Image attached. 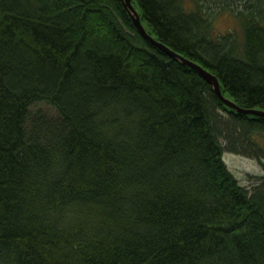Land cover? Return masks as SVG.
Instances as JSON below:
<instances>
[{
	"label": "trees",
	"instance_id": "1",
	"mask_svg": "<svg viewBox=\"0 0 264 264\" xmlns=\"http://www.w3.org/2000/svg\"><path fill=\"white\" fill-rule=\"evenodd\" d=\"M132 0L156 40L264 111V0ZM229 12L235 32L215 33ZM40 102L57 115L31 113ZM264 117L227 107L122 0H0V264H264Z\"/></svg>",
	"mask_w": 264,
	"mask_h": 264
},
{
	"label": "rangeland",
	"instance_id": "2",
	"mask_svg": "<svg viewBox=\"0 0 264 264\" xmlns=\"http://www.w3.org/2000/svg\"><path fill=\"white\" fill-rule=\"evenodd\" d=\"M186 4L190 8L195 7L191 0H186ZM212 18L216 34L226 35L228 33L235 32L236 37L239 40L243 39L242 28L239 22L229 12H216ZM36 111H42L51 117H55L57 115L55 108L45 102H40L31 108L32 114L36 113ZM258 141L260 142V145L264 147V139L260 138ZM223 159L231 172H233L243 186L252 188L258 178L264 176V169L256 160L230 152H226Z\"/></svg>",
	"mask_w": 264,
	"mask_h": 264
},
{
	"label": "water",
	"instance_id": "3",
	"mask_svg": "<svg viewBox=\"0 0 264 264\" xmlns=\"http://www.w3.org/2000/svg\"><path fill=\"white\" fill-rule=\"evenodd\" d=\"M126 9L128 10L129 14L131 15L133 22L139 32L142 34V36L150 41L152 44L157 46L159 49L164 51L166 54H168L170 57L180 60L183 64L188 65L198 71L200 75L205 78V80L213 87L214 92L216 95L220 98V100L229 108L237 111L238 113L247 114V115H255V116H261L264 117V111L257 110V109H246L243 107L238 106L235 102L232 100L226 98L221 89V84L217 76L206 70L201 65L197 64L196 62L180 55L179 53L175 52L174 50L170 49L168 46H166L164 43L156 40L151 34L148 33L145 26L143 25V22L141 20V16L137 9L132 4V0H122Z\"/></svg>",
	"mask_w": 264,
	"mask_h": 264
}]
</instances>
